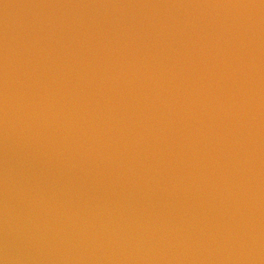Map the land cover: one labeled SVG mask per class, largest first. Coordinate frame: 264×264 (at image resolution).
<instances>
[{
    "label": "water",
    "instance_id": "water-1",
    "mask_svg": "<svg viewBox=\"0 0 264 264\" xmlns=\"http://www.w3.org/2000/svg\"><path fill=\"white\" fill-rule=\"evenodd\" d=\"M0 264H264V0H0Z\"/></svg>",
    "mask_w": 264,
    "mask_h": 264
}]
</instances>
